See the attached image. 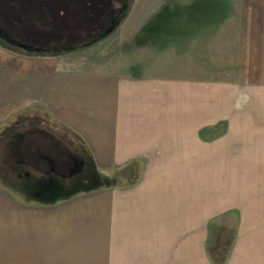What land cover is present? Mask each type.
<instances>
[{
    "label": "rangeland",
    "instance_id": "374dc122",
    "mask_svg": "<svg viewBox=\"0 0 264 264\" xmlns=\"http://www.w3.org/2000/svg\"><path fill=\"white\" fill-rule=\"evenodd\" d=\"M0 32L6 39L0 37V264H80L85 257L103 256L106 245L92 242L78 253V244H64L67 241L57 234L64 228L54 225L71 204L112 202L123 178L118 167H111L113 176L97 170L77 142H68L70 137L61 144L70 147H58L61 142L55 133L47 138L24 125L29 112L23 114V67H33L45 56L30 51L35 44L79 46L75 50L83 51L65 59L102 63L118 59L117 50L124 43L127 50L137 47L145 59L151 57L149 74L201 80L208 88L221 86L220 105L214 107L219 125L201 132L206 141L205 164L187 163L193 161L187 157L178 161L167 154L169 161L156 163L155 169L159 166L158 174V169L170 171L173 161L171 166L180 176L175 180L180 183L187 182L186 174L203 169L208 218L214 216V222L178 228L184 230H177L178 236L183 239L182 233L189 230L191 244L202 242L204 248L216 221L217 235L222 221V236L233 233L230 224L235 221L236 235L246 236L243 247L249 246L250 224L245 221L250 220L251 203L261 211L256 215L264 218L260 210L264 208V155H255L250 138L231 136L254 133L256 144L263 136L258 129L264 121L258 123L255 115L264 109V0H0ZM22 35L29 40L26 49L21 48ZM34 35L39 42L33 41ZM130 54L128 59L134 62ZM230 89L234 95L227 96ZM250 160H254L251 165ZM105 228L84 229L93 235Z\"/></svg>",
    "mask_w": 264,
    "mask_h": 264
},
{
    "label": "crops",
    "instance_id": "0c3cea01",
    "mask_svg": "<svg viewBox=\"0 0 264 264\" xmlns=\"http://www.w3.org/2000/svg\"><path fill=\"white\" fill-rule=\"evenodd\" d=\"M80 51L83 49L40 56L33 67H23V114L29 112L24 125L28 123V129L41 136L55 133L56 141L61 142L56 143L58 147H70L61 145L70 137L68 142H77L97 170L101 168L107 176L111 167H118L123 176L124 185L119 182L112 202L108 199L99 204H71L54 225L64 228L57 233L67 241L64 244H78V253L92 242L106 245L102 247L103 256L85 257L91 262L83 260L80 264H194L195 259L199 264V258L205 264H264V218L256 215L261 211H255V203L250 205V220L245 221L250 224L249 246L243 247L246 236L236 235L235 221L230 224L235 229L230 236H222V221L218 222L217 235L216 221L205 247L201 248L202 242L192 245L190 231L182 233V239L178 232L184 230L178 228H197L199 222L203 226L214 222V216L208 218L203 169L186 174L185 183L175 180L180 176L171 166L173 161L170 171L158 169V174L159 166L155 169L156 163L169 161L167 154L170 158L176 156L178 161L187 157L193 160L187 163L205 164L207 149L201 132L219 125L220 117L214 107L220 105L222 87L208 88L201 80L149 74L151 57L145 59L137 47L127 50L124 43L117 50L118 59L102 63L65 59ZM131 52L135 63L128 59ZM226 95H234L232 89L226 90ZM229 100L228 97L226 102ZM255 116L258 123L263 122L264 109ZM258 132L263 135L257 139L261 141L258 144L252 141L254 133L231 138H250L255 155L262 157L264 127ZM163 148L166 151L162 152ZM221 157L213 155L216 159ZM58 206L61 205H54ZM100 224L106 231H94L95 236L84 229H95Z\"/></svg>",
    "mask_w": 264,
    "mask_h": 264
},
{
    "label": "trees",
    "instance_id": "16d2710c",
    "mask_svg": "<svg viewBox=\"0 0 264 264\" xmlns=\"http://www.w3.org/2000/svg\"><path fill=\"white\" fill-rule=\"evenodd\" d=\"M4 30H7V28H5ZM108 30L112 31V27H111V29H108ZM3 32H5V31H3ZM0 37L2 39L6 40L1 32H0ZM35 37H36V35H35ZM22 40L24 41V44H27V42H29V40L26 39L24 36H23ZM33 41L39 42L40 39L39 38H37V39L33 38ZM10 43H12V42H10ZM12 44H14V43H12ZM72 46L73 45H71V46L67 45V46L60 47V48H58L56 46H55V48H48V47H41V44H35V45H32V48L30 47V51L38 53V54L50 55V54H56V53H61V52H64V51L73 50V49H76V48L79 47V46H77V47H72Z\"/></svg>",
    "mask_w": 264,
    "mask_h": 264
},
{
    "label": "water",
    "instance_id": "95a60500",
    "mask_svg": "<svg viewBox=\"0 0 264 264\" xmlns=\"http://www.w3.org/2000/svg\"><path fill=\"white\" fill-rule=\"evenodd\" d=\"M38 36H39V34H38ZM34 37H35V35H34ZM34 37H33V38H34ZM35 38H36V37H35ZM36 39H37V38H36ZM39 39H40V38H39ZM34 42H35V41H34ZM27 43H28V42H27ZM35 43H36V42H35ZM21 46H22L21 48H25V49H26V45H25V44H24V45L21 44ZM31 46H32V45H31Z\"/></svg>",
    "mask_w": 264,
    "mask_h": 264
}]
</instances>
